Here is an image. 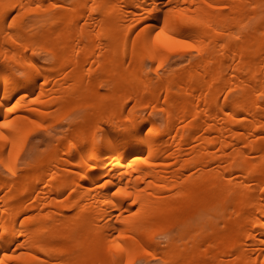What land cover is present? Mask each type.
<instances>
[{"label":"bare ground","instance_id":"obj_1","mask_svg":"<svg viewBox=\"0 0 264 264\" xmlns=\"http://www.w3.org/2000/svg\"><path fill=\"white\" fill-rule=\"evenodd\" d=\"M0 123V264H264V0H0Z\"/></svg>","mask_w":264,"mask_h":264},{"label":"snow or ice","instance_id":"obj_2","mask_svg":"<svg viewBox=\"0 0 264 264\" xmlns=\"http://www.w3.org/2000/svg\"><path fill=\"white\" fill-rule=\"evenodd\" d=\"M161 35V33L160 32H157L156 33V36L157 37H159ZM179 43H181V44H183L185 47H187V48H191L192 47V45L190 44V43H188V42H186V41H178ZM6 111L8 112V113H11V112H13V108L12 107H7L6 108ZM36 128H40V125L39 124H35L34 125ZM5 127H7V124H4V123H0V128H5ZM102 186V185H101Z\"/></svg>","mask_w":264,"mask_h":264},{"label":"rangeland","instance_id":"obj_3","mask_svg":"<svg viewBox=\"0 0 264 264\" xmlns=\"http://www.w3.org/2000/svg\"><path fill=\"white\" fill-rule=\"evenodd\" d=\"M61 120H59L58 122H56V123H54V124H51L53 127H51V125H50V127L52 128H50L49 126H46V127H44L43 128V130H44V132H45V134H48L49 136L50 135H53V134H55V133H57V129H61V127H59V125L60 126H62V124L64 123L63 121L62 122H60ZM59 123V124H58ZM62 123V124H61ZM58 124V125H57ZM56 125V126H55ZM48 128V129H47ZM50 128V129H49ZM46 129V130H45ZM54 129V130H53Z\"/></svg>","mask_w":264,"mask_h":264}]
</instances>
